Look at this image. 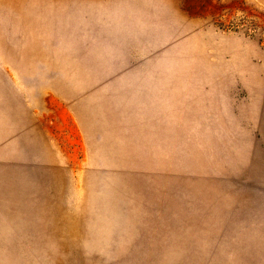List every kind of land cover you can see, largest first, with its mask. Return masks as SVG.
Wrapping results in <instances>:
<instances>
[{"label": "rangeland", "instance_id": "1", "mask_svg": "<svg viewBox=\"0 0 264 264\" xmlns=\"http://www.w3.org/2000/svg\"><path fill=\"white\" fill-rule=\"evenodd\" d=\"M0 116V264H264V0H0Z\"/></svg>", "mask_w": 264, "mask_h": 264}, {"label": "crops", "instance_id": "2", "mask_svg": "<svg viewBox=\"0 0 264 264\" xmlns=\"http://www.w3.org/2000/svg\"><path fill=\"white\" fill-rule=\"evenodd\" d=\"M178 13H179V14H180V13L182 14V13H183V10L179 11ZM191 21H192L191 23L194 24V21H193V20H191ZM196 21H197V19H196ZM182 22H184V21H181V23H182ZM3 118H4V117L0 116V125H1V122H3V120H2ZM6 137H7L6 131H1V130H0V142H1L2 140H4ZM2 150H5V149H2ZM2 150H0V155H1V151H2ZM1 172H2V171L0 170V174H1ZM4 172L6 173V172H7V169H4L3 173H4ZM0 181H1V179H0Z\"/></svg>", "mask_w": 264, "mask_h": 264}]
</instances>
